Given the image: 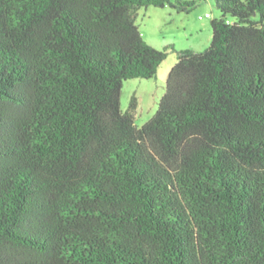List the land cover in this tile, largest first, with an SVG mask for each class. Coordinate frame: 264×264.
<instances>
[{"label":"trees","instance_id":"trees-1","mask_svg":"<svg viewBox=\"0 0 264 264\" xmlns=\"http://www.w3.org/2000/svg\"><path fill=\"white\" fill-rule=\"evenodd\" d=\"M198 1L0 0V264H264V0L120 106L167 55L139 10Z\"/></svg>","mask_w":264,"mask_h":264},{"label":"rangeland","instance_id":"rangeland-1","mask_svg":"<svg viewBox=\"0 0 264 264\" xmlns=\"http://www.w3.org/2000/svg\"><path fill=\"white\" fill-rule=\"evenodd\" d=\"M220 17L221 13L211 0L198 1L197 6L189 13H177L168 6L162 9L147 7L139 10L136 25L143 39L156 50H165L167 55L153 78L124 81L120 106L125 111L131 98H136L134 123L137 127H141L156 113L159 101L165 93L168 73L176 64L178 53L185 50H206L212 40L210 21ZM225 19L229 23L235 21L230 16ZM252 20L257 21L258 18L254 16ZM262 26L264 27V21Z\"/></svg>","mask_w":264,"mask_h":264},{"label":"built area","instance_id":"built-area-1","mask_svg":"<svg viewBox=\"0 0 264 264\" xmlns=\"http://www.w3.org/2000/svg\"><path fill=\"white\" fill-rule=\"evenodd\" d=\"M208 17H209V15H208Z\"/></svg>","mask_w":264,"mask_h":264}]
</instances>
